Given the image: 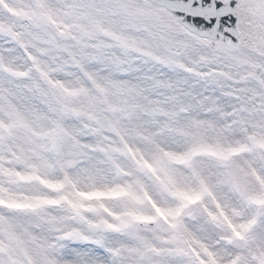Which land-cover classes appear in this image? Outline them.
Listing matches in <instances>:
<instances>
[{
  "label": "snow or ice",
  "instance_id": "snow-or-ice-1",
  "mask_svg": "<svg viewBox=\"0 0 264 264\" xmlns=\"http://www.w3.org/2000/svg\"><path fill=\"white\" fill-rule=\"evenodd\" d=\"M0 264H264V0H0Z\"/></svg>",
  "mask_w": 264,
  "mask_h": 264
}]
</instances>
